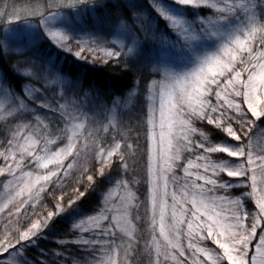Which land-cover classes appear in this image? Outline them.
I'll list each match as a JSON object with an SVG mask.
<instances>
[{
    "label": "snow or ice",
    "instance_id": "1",
    "mask_svg": "<svg viewBox=\"0 0 264 264\" xmlns=\"http://www.w3.org/2000/svg\"><path fill=\"white\" fill-rule=\"evenodd\" d=\"M86 4L39 0L23 8L4 5L0 19L7 17L12 24L22 16L37 17L36 26L29 24L32 47L47 38L71 52L75 42L76 57L100 54L105 63L122 58L125 71L151 68L150 74L161 79L148 86V108L143 118L136 117L133 135L132 116L125 111L130 94L113 98L94 84L85 90L78 81L57 74L53 87L79 89L75 99L60 95L65 101L61 104L45 95L47 88L40 92L22 86L24 94L17 93L0 72L5 132L0 141V254H8L5 264H140L138 237H143L137 225L145 223L143 256L148 264H264V139L255 136L256 129L264 133V0L134 3L130 16L114 18L108 35L116 40L104 41L111 47L100 46L104 37L98 31L78 26ZM204 11L209 14L202 15ZM160 21L165 30L159 28ZM168 29L175 40L165 34ZM149 41L168 48L170 60L179 61L182 70L154 63L145 54ZM0 49L6 53L9 46L5 42ZM13 51L23 55L19 48ZM36 76L33 70L26 78ZM44 109L52 113L45 117L51 126L43 123ZM199 124L212 126L213 137ZM141 126L143 149L138 143ZM110 131L112 143L107 144L100 133ZM58 144L63 146L53 151ZM194 153H199L200 163L188 158L184 175H177L185 154ZM137 156L145 162L144 201L128 179L108 176V183L114 181L123 195L119 203L106 196L105 207L95 216L79 219L83 212L77 200L64 204L61 197L57 211L21 218L25 206L42 203L46 185L59 180L61 171L67 177L79 161H84L83 174L91 170L87 164L98 161L104 176L117 157V175L120 169L127 175ZM69 158L73 163L64 169ZM93 179L87 175L90 183ZM234 191L239 195L233 196ZM84 196L78 192V197ZM65 213L80 233L71 242L79 246L78 259L40 247L47 234L55 235L56 218ZM29 248L51 258L30 259Z\"/></svg>",
    "mask_w": 264,
    "mask_h": 264
},
{
    "label": "rangeland",
    "instance_id": "2",
    "mask_svg": "<svg viewBox=\"0 0 264 264\" xmlns=\"http://www.w3.org/2000/svg\"><path fill=\"white\" fill-rule=\"evenodd\" d=\"M122 4L125 6L126 10L130 13L131 15V8L134 3L146 5L148 3V0H120ZM90 7L91 6H83L81 8V11L79 13V17L77 19L78 26L84 27L89 30H94L98 31L100 34L103 35L104 40L99 41L100 46L104 47H111V44L105 45L104 41H114L116 40L115 36L108 35V33L111 31V26L112 24L106 26L102 25L99 26L95 21H91L88 23L87 20H89L88 16V11L90 12ZM209 14L207 11H204L202 15H207ZM131 23V21H129ZM29 24L32 26H36L38 24V18H34L33 20H20V21H13L12 24H9L8 19L6 18L5 20H0V44L7 43L9 46V51L4 52L6 55L12 56V72L13 74L16 73L20 77V84L18 87L19 89H13L17 92L23 95L24 93L22 92V86L24 87H34L38 89L40 92H44L45 88L48 89V91L45 93L49 98H55L57 103H65L64 100H60L59 96L64 94L66 97L71 100L75 99V93L79 92V89H66L59 84H57L55 87H53L52 81H54L55 77L57 74L62 75L66 81L68 80H74L70 78V76L67 74V72H64L65 70L62 69V60L61 58L57 57V54H49L46 51H41L39 49L38 44L41 42H46L45 44H48L49 46H53L54 49H56L59 53H61L64 56H70L73 60L77 61V63L81 64H89V66H96L100 67L105 64L104 59L100 54L93 55L90 53L85 52L82 57H76L75 56V51H77V47L75 45V42L72 44V51L69 52L67 48H60L57 46L53 41L45 38L40 40L39 42L36 43L34 47L30 46V41H31V29L29 28ZM159 28L161 30H165V23L163 21L159 22ZM171 30L168 29L165 31L166 35H170ZM80 36L76 37V40H79ZM87 39V37H85ZM170 39L175 40L174 35H170ZM19 48L23 51V55L16 53L13 51V49ZM119 50V47L117 46V49ZM145 54L149 57L152 58L153 62L155 63L156 61H159L161 68L163 69L164 67H170L174 69L175 71H181L182 70V65L179 61H173L170 60L169 58V50L168 48L159 45V44H154L151 41H149L146 46H145ZM121 59H116L113 58L109 60L107 63L111 64L112 66H118L122 69H125V65L121 62ZM27 61L28 63H24ZM34 62V63H33ZM106 63V64H107ZM35 70L37 73L36 77H33L31 79H27L26 76L29 75L31 71ZM0 72H2V69L0 67ZM134 73L136 71H133ZM138 72V71H137ZM129 73V72H128ZM142 74H147L144 77V84H145V90L142 93L143 95V104L140 105L139 109L137 110L136 106V100H137V89L136 87H132L131 90L124 92L125 96H129L130 94V103L125 108L126 112H129L132 116V121H131V126L133 127V135L136 134L135 132V126L139 123L137 121L136 117L140 116L143 118L144 112H146L148 108V91L147 88L151 84L152 80H159L161 79L160 75H154L150 74L151 73V68H149L146 71L138 72ZM140 75V74H139ZM162 75V74H161ZM47 76V79L44 77ZM77 81V80H76ZM137 79L135 80V82ZM80 83V82H79ZM139 84V82H138ZM87 90V89H85ZM81 99L83 97L81 96ZM0 103H3L2 97H0ZM55 107V105H53ZM87 109H85L86 111ZM3 109L0 108V116H3ZM43 123L44 124H49L51 126V122L49 119L45 118L46 116L51 117L52 113L49 112V110L44 109L40 113ZM61 127L63 126L62 124L60 125ZM198 127L202 128L205 132L209 133L210 137H213V133L211 131L212 126H205L204 124H199L197 125ZM4 128V121L0 119V141L4 139L5 132L3 130ZM261 128H264V125L261 126ZM139 135L140 139L138 141L140 148L143 149L144 147V127L141 126L139 129ZM100 135H103L106 137V143L111 144V135L112 132L110 131L109 133H103L101 132ZM255 136L258 140L264 139V133L261 132L260 129L255 130ZM50 139H55V136L49 137ZM63 145L58 144L57 146L53 147L52 150L56 151L57 147H62ZM199 155V153H194L190 157L188 154H185V159L181 162V167L177 170V175L183 176V165L187 163V159L191 158L194 163H200V161L196 160V156ZM141 165V170H139V173H137L136 169H134L133 165L130 163V167L128 170V174L125 175L123 169H120L119 175H117V166L119 165V160L117 157H113V167L106 168L104 176H101L99 169L101 165L99 164L98 161L92 160L91 163L87 164L86 166L90 168L91 170L87 172V174H83L82 171L80 170V165L84 163V161H79L76 166L73 167L72 170L69 171V174L67 177L64 176L63 171L60 172V178L59 180L55 181L54 183L48 184L45 186V191L41 193V201L42 203L35 208L25 206L27 211L25 212V209L21 210V218L23 219L25 216L30 217L32 219L39 218L40 216L46 215L47 211H53L54 206L58 201H60V198L63 197L62 203L66 204L67 200L72 198H76L78 196V192H81L80 189H78L80 186L83 184V189L86 190V188H91L92 192L96 193L99 196V201L96 207L92 211H82L83 215L79 217V219H86L88 216H95L101 208L105 207V197L107 196L109 200L115 201L116 203H119V198L121 195H123V189L118 188L115 185V182L113 183H108L107 177L108 176H113L115 179H128L130 184L133 185L132 191L135 192L136 196L139 197L140 201H144L146 198V192L144 196H141L139 192L142 191L141 188L146 189L145 183H144V172H145V162L143 159H141L139 156H137V162L140 163ZM73 163V160L71 158L67 159L64 161V169H67V165ZM4 165L3 158H0V166ZM51 170H55L52 166H50ZM26 171L29 169H25ZM87 175H92L94 177L93 181L90 183L87 180ZM0 179H3V177H0ZM141 189V190H140ZM3 189L0 187V192H2ZM75 194V195H74ZM220 195H224V193H219ZM233 196L239 195L238 191H234L232 193ZM141 213H143V207L140 209ZM33 212H35L37 215L33 216ZM55 212V211H54ZM65 221L68 222L69 225V232L67 234H61L60 232H57L54 229L55 235L53 234H47V239L42 241L40 244V247L45 250L44 243L47 244V242L51 241L57 245L56 249L51 248L52 251L54 252H63L65 256H69L73 259H78L80 256L79 253V246L75 245L74 242L76 241L80 233L78 230L73 229L72 225L74 221L68 219V215L65 217ZM105 223V222H101ZM142 225H144L142 227ZM106 226V224H105ZM137 227L142 228L141 233L142 237H138L140 245H141V250L140 253L143 255V245L145 243V239L148 237V225L145 224H138ZM75 234H72L74 233ZM87 233H85V237H87ZM60 241H64L65 243L63 245H60ZM208 246H212L210 243ZM48 247V245L46 246ZM66 249L68 251H66ZM28 250L35 251L34 256H30L29 258H36L37 260L40 259H50L51 257H41L39 255V251L36 248H29ZM46 251V250H45ZM145 257V263L148 264V258L147 256ZM143 258V257H142ZM9 259L8 254H0V264H5V261Z\"/></svg>",
    "mask_w": 264,
    "mask_h": 264
},
{
    "label": "trees",
    "instance_id": "3",
    "mask_svg": "<svg viewBox=\"0 0 264 264\" xmlns=\"http://www.w3.org/2000/svg\"><path fill=\"white\" fill-rule=\"evenodd\" d=\"M32 2H39V0H0V8H2L4 5H14L16 8H23L25 5ZM94 4L95 7H93ZM86 5L91 6L89 9L90 12L88 11V23H90L91 21H95V23H97V25L99 26H108L112 24L114 18L117 16L121 18L130 16V13L126 10L125 6L120 0H87ZM9 10H11V7L9 8ZM6 18L7 17H4L2 18V20H5ZM34 18L37 17L22 16L21 19L33 20ZM45 43V41L39 43V49L41 51H46L49 54H57V57L61 58L62 60L61 64L62 69L65 70L64 72H67L70 78L77 80L78 83L80 82L84 89H89L94 84L98 88H100L102 92H107L113 98H116L121 96L122 94L124 95V92L131 90L134 86L136 87L138 92L137 100L135 101L137 110L139 109L140 105L144 103L142 93L145 90V84L143 80L147 74L138 73L137 71L135 73H128L127 71H125V69H122L118 66H112L109 63H105L100 67L77 63V61L73 60L70 56L62 57L63 55L59 53L60 51L58 52L56 49H54L53 46H49ZM11 60L12 56L6 55L4 51L0 49V67L2 69V73L6 74L9 84L17 90L20 88L18 87L20 84V77L16 75V73L13 74V72L11 71L13 67V63ZM136 79L137 81L135 82ZM139 164H141V162L135 163L133 167L134 169H136L137 173H139V170H141L142 168ZM83 187L84 186L82 184V186H80L78 189H80L81 192H84L85 196H77L74 199L77 200V204L82 211H92L98 204L99 196L96 193L92 192L91 188L88 187L86 188V190H84ZM141 189L142 191H140L139 193L142 194L141 196H144L146 189ZM53 211H57L55 206L53 208ZM67 215L69 214L65 213L61 217L56 218L54 229L61 234H67L70 230L68 222L65 221V217ZM143 226L144 225H142V227ZM138 228L142 230V228ZM47 245L48 247H46ZM44 246L46 251L51 248L56 249L57 247V245L51 241L47 242V244L44 243ZM28 254L30 256H34L35 251L32 252V250H28ZM137 259L140 261V264L145 263V257L142 255V253L138 254Z\"/></svg>",
    "mask_w": 264,
    "mask_h": 264
}]
</instances>
